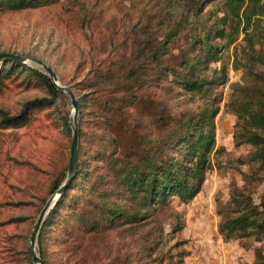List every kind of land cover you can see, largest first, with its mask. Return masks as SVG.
Wrapping results in <instances>:
<instances>
[{
    "label": "rangeland",
    "instance_id": "1",
    "mask_svg": "<svg viewBox=\"0 0 264 264\" xmlns=\"http://www.w3.org/2000/svg\"><path fill=\"white\" fill-rule=\"evenodd\" d=\"M206 1L208 17L201 21L222 17L223 0ZM191 2L59 0L39 9L0 10V51L42 60L78 99L86 97L80 103L78 141V159L85 172L39 235L43 249L38 242L37 252L49 264H254V250L264 247V242L248 239L226 241L219 233L222 218L217 213V200L224 208L234 194L250 196L259 204L264 192V161L257 159V149L235 146L238 118L231 105L234 100L248 101L251 87L264 89V79L254 78L255 74L264 77V64L250 62L240 33L218 62L208 59L210 64L197 72L212 80L225 70L227 81L194 95L173 74L186 73L185 59L196 64L199 52L190 49V36L193 29L204 35L205 24L184 23L185 29L178 28L177 33H182L167 47L162 58L167 70L162 74L153 72L157 67L147 63L148 54H143L164 47ZM225 42L219 39L214 44L224 48ZM139 65L142 76L135 82L129 71ZM90 85L100 91L93 93ZM257 95L264 99V93ZM134 96L141 99L137 108ZM44 98H51L47 88L27 70L0 79V111L15 118L13 125L0 126V264H27L33 228L56 192H52L56 181L68 175L73 136L68 94L61 91L55 105L31 107L21 118L27 103ZM212 103L219 108L214 120L216 147L201 192L189 204L173 197L170 206L153 211L140 223L114 218L116 209L134 214L138 207L110 165L92 156L104 148L118 157L130 153V129L138 109L169 118ZM141 122L156 128L153 118L144 116ZM111 135L122 147L107 139ZM168 146L172 149L171 143ZM177 223L182 227L174 231Z\"/></svg>",
    "mask_w": 264,
    "mask_h": 264
},
{
    "label": "trees",
    "instance_id": "2",
    "mask_svg": "<svg viewBox=\"0 0 264 264\" xmlns=\"http://www.w3.org/2000/svg\"><path fill=\"white\" fill-rule=\"evenodd\" d=\"M58 1L0 0V10L13 12L33 10L52 5ZM223 5L222 17L214 15L211 20H209L211 18L209 17L204 23L201 18L204 15L208 17L204 13L207 1L192 0L191 5L182 12V21L178 23L176 33L167 37L163 48H156L153 52L141 50L143 54H148V56H145L149 58L146 62L157 67L153 72L156 74L166 72L167 66L162 58L168 53L167 47L174 37L182 33V30L177 33L178 28L185 29L184 23L190 26L193 23L205 24L202 30L204 35H197V30L193 29L195 33L190 36L192 38L190 49L199 52L196 56V64L191 65L189 60L185 59L182 65L186 73L173 74L177 83L186 92L194 95L204 94L212 86L221 85L227 81L225 70L220 71V77L212 80L204 79L197 72L201 66L210 64L207 61L208 59L211 62H218L222 51L234 44L240 33L244 34L247 46L243 50L246 52V56L251 59L250 62L256 61L264 64L263 0H223ZM211 21H214V24L209 25ZM219 39L226 41L224 48H221L219 44H214ZM198 45H201V50ZM0 68V79L9 78L16 71L27 70V72L39 78L47 88L49 95H51V98L27 103L22 111L21 118L28 114L27 112L31 107L40 108L56 104L61 91L57 89L45 71L2 58H0ZM137 68L139 69L129 71L131 80L135 82L139 81L138 78L140 79L142 76L140 65ZM223 72L224 75L222 76ZM108 77L113 78L110 74H108ZM96 78L97 76H95ZM254 78L256 80L264 79L259 74H255ZM94 85H90L89 89L93 93L99 92L100 89L96 90ZM96 86H100V84L96 83ZM263 93L264 89L251 87V96L248 101L234 100L231 105L238 118L237 131L234 134L235 146L249 145L257 149V159L264 161V99L262 100L257 95ZM134 97L135 107L137 108L141 103V99L138 96ZM79 100L83 105L86 102V97H81ZM108 105L109 103L106 106L107 109ZM145 111L144 107L142 110H136L135 126L130 129L132 138L129 154L124 153L118 157L117 152L104 148L92 156L97 161L105 160L113 169L119 185L128 188L127 192L131 197L130 199L138 207V211L136 209L134 214H125V212L116 209L112 211V215L118 220L127 217L132 223H140L146 220L153 211L170 206L173 197H177L184 204L192 202L201 192L206 173L212 167L211 157L216 147L214 120L219 113L216 103L207 104L197 112H185L178 116H169V118ZM144 116L153 118L156 128L143 126L141 117ZM14 120V117H9L5 112L0 111V126L13 125ZM156 134L160 135L156 137ZM107 139H111V142L115 143L118 148L122 147V143L113 135ZM169 143L172 144V149L168 146ZM173 149L174 153L172 152ZM142 150L143 153H140ZM83 166L82 161L78 159L76 178L49 214L42 233L50 225L58 208L85 172ZM65 179L66 174L59 177L52 192L57 191ZM260 197V203L256 204L250 196L237 197L233 194L231 201L226 203L224 208L217 200V213L222 218L219 224V233L226 241L248 239L259 243L264 242V192ZM181 227V224L177 223L174 231L181 229ZM39 242L42 250V236H40ZM254 251V264H264V247L257 248ZM28 255L29 261L27 264H34L30 251H28ZM41 257L45 264H49L42 252Z\"/></svg>",
    "mask_w": 264,
    "mask_h": 264
},
{
    "label": "water",
    "instance_id": "3",
    "mask_svg": "<svg viewBox=\"0 0 264 264\" xmlns=\"http://www.w3.org/2000/svg\"><path fill=\"white\" fill-rule=\"evenodd\" d=\"M0 58L6 60H12L23 64H35L36 66L41 67L51 78L52 82L55 84L58 90L65 92L71 99L73 107V136L71 142V151H70V165L68 169V175L63 183V185L55 192V194L48 200L44 206L42 212L39 215V218L33 228L30 251L33 256L34 264H45L41 256L37 252V246L39 242V235L41 229L45 223V220L51 210L54 208L58 200L62 195L71 187L72 182L74 181L77 173L78 165V141H79V113H80V101L77 98L76 94L67 86L63 85L53 70L52 67L48 66L42 60H37L20 54L8 53L0 51Z\"/></svg>",
    "mask_w": 264,
    "mask_h": 264
}]
</instances>
